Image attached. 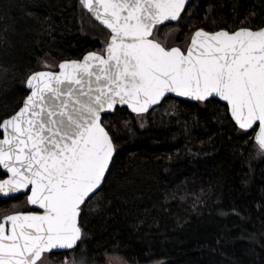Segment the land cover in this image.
<instances>
[{"label":"trees","instance_id":"16d2710c","mask_svg":"<svg viewBox=\"0 0 264 264\" xmlns=\"http://www.w3.org/2000/svg\"><path fill=\"white\" fill-rule=\"evenodd\" d=\"M96 25L78 0H0V119L19 108L24 80L49 70L45 62L54 69L101 49L100 32H108ZM248 26H264V0H192L180 21L159 29L172 28L181 44L199 28ZM142 119L119 107L104 116L117 154L103 190L82 206L88 257L264 264V159L249 167L252 142L223 107L168 97ZM25 201L0 199V215ZM50 255L55 263L65 257Z\"/></svg>","mask_w":264,"mask_h":264},{"label":"snow or ice","instance_id":"6c2138e0","mask_svg":"<svg viewBox=\"0 0 264 264\" xmlns=\"http://www.w3.org/2000/svg\"><path fill=\"white\" fill-rule=\"evenodd\" d=\"M189 2L78 0L107 30L103 47L32 72L22 104L0 119V198L23 193L27 208L0 218V264H45L55 250L60 264H98L81 248L82 206L112 174L117 145L104 116L117 106L142 117L169 94L216 103L252 142L249 167L264 159V27L199 28L186 46H166L159 26L180 21Z\"/></svg>","mask_w":264,"mask_h":264},{"label":"rangeland","instance_id":"374dc122","mask_svg":"<svg viewBox=\"0 0 264 264\" xmlns=\"http://www.w3.org/2000/svg\"><path fill=\"white\" fill-rule=\"evenodd\" d=\"M96 28L97 29H101V27H99V26H97L96 25ZM172 28H170V27H168V28H161L160 29V31H159V39L162 41V42H164L165 44H166V46H176V45H178L179 43H176V41H175V36H174V34H173V30H171ZM101 31V30H100ZM102 32V33H101ZM100 32V35L103 37H106L107 38V36H108V34L107 33H105V31H101ZM101 37V38H102ZM104 37L102 38V41H104L105 39H104ZM189 42V40H184L183 42H181V44H179V46H182V47H184V46H186V44ZM49 70H53V71H55V70H57V68H54V69H49ZM137 119L143 124V119H142V117H137ZM21 210H27V208H26V205H25V203L24 202H22L21 204H14L13 206H12V208L9 210V211H7L6 213H4V215L5 214H8V213H11V212H13V211H21ZM3 214L2 215H0V218H2L3 216H4ZM114 258L115 260H121V258L120 257H118V256H113V255H110V256H107L106 257V259H105V262L107 261V259L108 258ZM65 258V257H64ZM69 258H71V257H69ZM52 261V260H51ZM45 264H60V263H55L54 261H52V262H50V261H46L45 262Z\"/></svg>","mask_w":264,"mask_h":264},{"label":"water","instance_id":"95a60500","mask_svg":"<svg viewBox=\"0 0 264 264\" xmlns=\"http://www.w3.org/2000/svg\"><path fill=\"white\" fill-rule=\"evenodd\" d=\"M192 0H190V2H191ZM190 2H189V4H190ZM188 4V5H189ZM188 5H186V8H187V6ZM86 11V10H85ZM87 12V11H86ZM183 14V13H182ZM88 15L97 23V24H99V22L98 21H96L89 13H88ZM173 23H175V22H165V24H173ZM100 25V24H99ZM101 27H103L102 25H100ZM264 27V26H263ZM106 30V29H105ZM107 31V30H106ZM82 59V58H81ZM61 62H63V61H61ZM39 71H42V70H39ZM51 71H53V70H51ZM55 71H59V69H58V66H57V70H55ZM25 89H26V86H25ZM26 91H27V94H28V90L26 89ZM168 97H171V98H173V99H178V100H183V101H189V100H186L185 98H179V97H175L174 95H171V94H169V96ZM168 97H166V98H168ZM163 102V101H162ZM161 102V103H162ZM190 102H194V101H190ZM160 103V104H161ZM160 104H158V105H155L154 106V108L153 109H155L157 106H159ZM221 104H222V102H221ZM117 107H119V108H125V109H127L126 108V106H123V107H121V106H117ZM153 109H150V111L151 110H153ZM128 110V109H127ZM129 112H130V110H128ZM131 113V112H130ZM111 114V113H110ZM133 114V113H132ZM105 115H107V114H105ZM230 117V116H229ZM231 119V118H230ZM234 123V122H233ZM19 195H24L23 193H19V194H15L14 195V197L13 198H15V197H17V196H19ZM0 199H2V200H8V199H12V198H0ZM57 253H63V250H55Z\"/></svg>","mask_w":264,"mask_h":264}]
</instances>
